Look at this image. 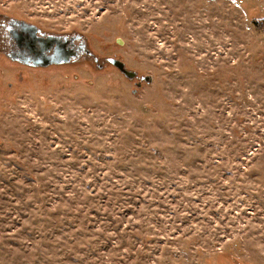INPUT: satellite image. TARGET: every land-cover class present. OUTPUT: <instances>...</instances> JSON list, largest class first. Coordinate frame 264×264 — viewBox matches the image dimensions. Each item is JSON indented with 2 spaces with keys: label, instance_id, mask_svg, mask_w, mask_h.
Instances as JSON below:
<instances>
[{
  "label": "rangeland",
  "instance_id": "rangeland-1",
  "mask_svg": "<svg viewBox=\"0 0 264 264\" xmlns=\"http://www.w3.org/2000/svg\"><path fill=\"white\" fill-rule=\"evenodd\" d=\"M12 18L87 54L0 47V264H264V0H0V44Z\"/></svg>",
  "mask_w": 264,
  "mask_h": 264
},
{
  "label": "flooded vegetation",
  "instance_id": "flooded-vegetation-1",
  "mask_svg": "<svg viewBox=\"0 0 264 264\" xmlns=\"http://www.w3.org/2000/svg\"><path fill=\"white\" fill-rule=\"evenodd\" d=\"M1 30L0 47L2 48V52L9 61L18 62L27 68L42 69L56 65L75 63L84 54H87L85 44L81 42L80 37L76 34H70V36H54L43 30L40 31L28 22L14 18L2 24ZM49 56L58 58L63 62L46 67L34 66L40 59ZM108 60L109 58H106L107 63ZM97 62V59H94V63L97 64ZM135 79H137V74L132 80Z\"/></svg>",
  "mask_w": 264,
  "mask_h": 264
},
{
  "label": "water",
  "instance_id": "water-1",
  "mask_svg": "<svg viewBox=\"0 0 264 264\" xmlns=\"http://www.w3.org/2000/svg\"><path fill=\"white\" fill-rule=\"evenodd\" d=\"M62 62L63 61L58 59V58H55L53 56H49V57H45V58L40 59V61L38 63H35L34 66L46 67L49 65L60 64ZM108 63L112 67H114L119 73H121L127 80H132L136 76V73H134L133 71L126 70L124 64L120 60H117L114 58L113 59L109 58ZM140 80L141 81L143 80L145 83L148 84L151 81V77L150 76H143ZM135 86L139 87V84H136ZM133 93H134V91H133Z\"/></svg>",
  "mask_w": 264,
  "mask_h": 264
}]
</instances>
